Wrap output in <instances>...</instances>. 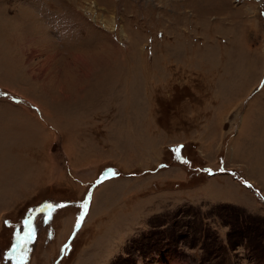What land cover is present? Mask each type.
I'll return each instance as SVG.
<instances>
[{"label":"rangeland","instance_id":"rangeland-1","mask_svg":"<svg viewBox=\"0 0 264 264\" xmlns=\"http://www.w3.org/2000/svg\"><path fill=\"white\" fill-rule=\"evenodd\" d=\"M0 264H264V0H0Z\"/></svg>","mask_w":264,"mask_h":264},{"label":"bare ground","instance_id":"bare-ground-1","mask_svg":"<svg viewBox=\"0 0 264 264\" xmlns=\"http://www.w3.org/2000/svg\"><path fill=\"white\" fill-rule=\"evenodd\" d=\"M106 18H107V17H106ZM109 18H110V17H109ZM103 19H104V18H103ZM104 21H105L106 23H105ZM101 22L104 23L105 25H109V24H111L110 27H112V26L114 25L113 21H112V20H109V19L101 20ZM28 70H30V69L28 68ZM32 76H33V75H32ZM41 86H44V85H41ZM60 90H61V89H60ZM60 92H61V91H60ZM59 244H60V243H59ZM59 246H60V245H59ZM59 246H58V247H59Z\"/></svg>","mask_w":264,"mask_h":264},{"label":"crops","instance_id":"crops-1","mask_svg":"<svg viewBox=\"0 0 264 264\" xmlns=\"http://www.w3.org/2000/svg\"><path fill=\"white\" fill-rule=\"evenodd\" d=\"M21 47H24L22 44H19ZM20 50V49H19ZM26 50H24V52H25ZM19 52H21V53H23V51H22V49L19 51Z\"/></svg>","mask_w":264,"mask_h":264},{"label":"snow or ice","instance_id":"snow-or-ice-1","mask_svg":"<svg viewBox=\"0 0 264 264\" xmlns=\"http://www.w3.org/2000/svg\"><path fill=\"white\" fill-rule=\"evenodd\" d=\"M178 151V150H177ZM37 211H43V209H37Z\"/></svg>","mask_w":264,"mask_h":264}]
</instances>
